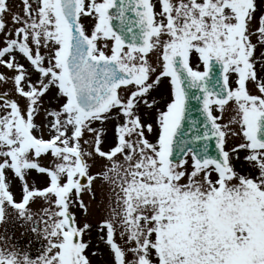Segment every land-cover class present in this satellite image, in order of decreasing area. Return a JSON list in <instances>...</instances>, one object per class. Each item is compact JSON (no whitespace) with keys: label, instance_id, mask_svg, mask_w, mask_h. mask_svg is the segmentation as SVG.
<instances>
[{"label":"snow or ice","instance_id":"obj_1","mask_svg":"<svg viewBox=\"0 0 264 264\" xmlns=\"http://www.w3.org/2000/svg\"><path fill=\"white\" fill-rule=\"evenodd\" d=\"M21 3L0 0V223L45 243L0 264H92L73 208L96 180L119 189L108 264H264V0Z\"/></svg>","mask_w":264,"mask_h":264},{"label":"rangeland","instance_id":"obj_2","mask_svg":"<svg viewBox=\"0 0 264 264\" xmlns=\"http://www.w3.org/2000/svg\"><path fill=\"white\" fill-rule=\"evenodd\" d=\"M10 6L13 8L14 11H19L22 8L21 0H9ZM9 20V27L11 25V17L8 18ZM259 54V52H258ZM10 85H4L0 83V92H6ZM228 108V106H226ZM230 113V118L234 115V111L232 109H227ZM91 163V162H90ZM107 161L97 159L94 164V169H98L97 172L101 171L102 166L106 165ZM240 166V165H239ZM238 166V167H239ZM93 168V167H92ZM91 171L93 172V169ZM32 176L34 177V186L40 188L44 186V178L40 174H37L35 171L32 172ZM31 177V175H30ZM29 177V183L31 184V178ZM109 182V181H108ZM104 184V181L96 180L93 183V191L95 192V198L93 199L89 193L83 194V200L88 205L87 209V216L81 212L78 207L73 208V211L76 213L77 217L83 222L85 219L92 225H98L101 221L108 218L111 214V208L115 207V195L113 197L114 203L110 202V197H107V192L105 190H100L96 188V185ZM96 184V185H95ZM114 189L113 191H115ZM44 207H46L45 202L37 198L36 202H34V212L40 213L43 211ZM97 221L96 223H94ZM90 241V251L88 252L89 258L92 260V264H108L110 259L107 249L103 246V244L98 243V239L88 237ZM45 241L40 238L39 239V252L42 250V246L44 245ZM94 247V248H93ZM95 251L97 253L96 256H92L91 253Z\"/></svg>","mask_w":264,"mask_h":264},{"label":"flooded vegetation","instance_id":"obj_3","mask_svg":"<svg viewBox=\"0 0 264 264\" xmlns=\"http://www.w3.org/2000/svg\"><path fill=\"white\" fill-rule=\"evenodd\" d=\"M258 55V52H257ZM228 108L225 106V111L223 113H217L222 117L221 122L222 123H228V120L230 119V113L227 110ZM93 173H96L98 169H94L93 166ZM31 184H34V177L31 173ZM9 179L12 180V191L19 196V193L21 192V186L20 182L16 179H14L9 173ZM96 185V184H95ZM97 189L105 190L107 192V197H110V202L114 203V195L116 197V193L119 191L117 184L107 181L103 185L100 183L99 185H96ZM116 189L115 191H113ZM114 194V195H113ZM31 210L34 212V203L30 204ZM9 215L6 217L5 223H0V250L3 249H9V250H17L20 251H26L29 253V255L32 258L38 257V241L40 237H37L36 234H34L30 230V226L25 225L23 221L17 220L15 218V215L12 214L11 209L8 210ZM95 221L94 223H96ZM90 238L98 239L97 231H96V225H93V230L89 236ZM15 246V247H14ZM90 247H92L90 245ZM94 248V247H93ZM90 251V248L87 250V253Z\"/></svg>","mask_w":264,"mask_h":264},{"label":"water","instance_id":"obj_4","mask_svg":"<svg viewBox=\"0 0 264 264\" xmlns=\"http://www.w3.org/2000/svg\"><path fill=\"white\" fill-rule=\"evenodd\" d=\"M215 71L218 73V72H219V69H215ZM212 152H213V153L215 152L214 146H213V148H212Z\"/></svg>","mask_w":264,"mask_h":264}]
</instances>
